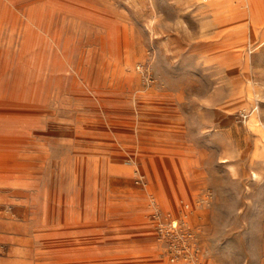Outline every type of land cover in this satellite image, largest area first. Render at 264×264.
I'll return each instance as SVG.
<instances>
[{
    "label": "rangeland",
    "instance_id": "374dc122",
    "mask_svg": "<svg viewBox=\"0 0 264 264\" xmlns=\"http://www.w3.org/2000/svg\"><path fill=\"white\" fill-rule=\"evenodd\" d=\"M263 40L264 0H0V264H264Z\"/></svg>",
    "mask_w": 264,
    "mask_h": 264
},
{
    "label": "built area",
    "instance_id": "2783aa9c",
    "mask_svg": "<svg viewBox=\"0 0 264 264\" xmlns=\"http://www.w3.org/2000/svg\"><path fill=\"white\" fill-rule=\"evenodd\" d=\"M169 228L167 229L166 227H161L160 228V231L161 232H164V235L165 236H170L172 239L176 238V236L174 235V232L177 230L178 228V221L176 219H172L170 224H169ZM182 252V250H175L174 254H173V257H172V260L175 259L174 256H177L179 255L180 253Z\"/></svg>",
    "mask_w": 264,
    "mask_h": 264
},
{
    "label": "bare ground",
    "instance_id": "6f19581e",
    "mask_svg": "<svg viewBox=\"0 0 264 264\" xmlns=\"http://www.w3.org/2000/svg\"><path fill=\"white\" fill-rule=\"evenodd\" d=\"M263 41H264V40H263ZM6 161H7V158H6V157L1 158V159H0V164H5V163H7Z\"/></svg>",
    "mask_w": 264,
    "mask_h": 264
}]
</instances>
